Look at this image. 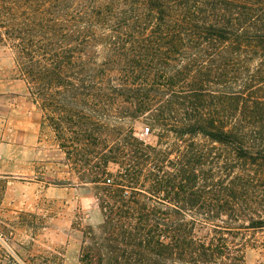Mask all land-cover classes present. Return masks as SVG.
<instances>
[{"label": "trees", "instance_id": "1", "mask_svg": "<svg viewBox=\"0 0 264 264\" xmlns=\"http://www.w3.org/2000/svg\"><path fill=\"white\" fill-rule=\"evenodd\" d=\"M0 45L103 185L81 261L264 264V0H0Z\"/></svg>", "mask_w": 264, "mask_h": 264}, {"label": "rangeland", "instance_id": "2", "mask_svg": "<svg viewBox=\"0 0 264 264\" xmlns=\"http://www.w3.org/2000/svg\"><path fill=\"white\" fill-rule=\"evenodd\" d=\"M13 76V55L0 45V168L9 165L17 181L8 191L9 178L0 173V264H89L81 252L102 221L103 185L79 178L54 134L41 127L42 113L24 97L25 84ZM29 111L36 123L27 131ZM134 128L154 140L142 124ZM260 254L247 248L245 264H256Z\"/></svg>", "mask_w": 264, "mask_h": 264}, {"label": "crops", "instance_id": "3", "mask_svg": "<svg viewBox=\"0 0 264 264\" xmlns=\"http://www.w3.org/2000/svg\"><path fill=\"white\" fill-rule=\"evenodd\" d=\"M33 116L31 115V111H29L28 112V115L25 117V121L24 122H27L28 123V127H25L24 129L25 130H27V131H29L30 129H29V126L30 125H33V124H35L36 123V120H34L33 118H32ZM1 157H4V155L2 154V155H0ZM3 160V159H2ZM5 168H7L6 170H2L1 168H0V173L2 172V173H6V176L5 177H7V178H9V180L7 181V189H8V191H10V190H12L15 186H16V183H17V181L14 179L15 178V174H16V172L13 170V169H10V166L9 165H6V167Z\"/></svg>", "mask_w": 264, "mask_h": 264}]
</instances>
